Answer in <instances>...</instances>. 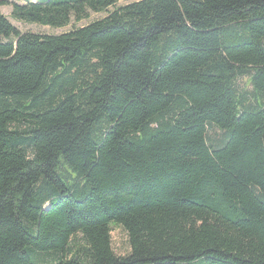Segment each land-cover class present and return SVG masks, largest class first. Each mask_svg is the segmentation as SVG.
I'll return each mask as SVG.
<instances>
[{"label": "trees", "instance_id": "1", "mask_svg": "<svg viewBox=\"0 0 264 264\" xmlns=\"http://www.w3.org/2000/svg\"><path fill=\"white\" fill-rule=\"evenodd\" d=\"M118 1L0 0L105 13L0 10V264H264V0Z\"/></svg>", "mask_w": 264, "mask_h": 264}, {"label": "rangeland", "instance_id": "2", "mask_svg": "<svg viewBox=\"0 0 264 264\" xmlns=\"http://www.w3.org/2000/svg\"><path fill=\"white\" fill-rule=\"evenodd\" d=\"M134 0H119L117 5H122L127 2H131ZM19 3H22L23 0H18ZM1 12L8 18V20L15 26L17 27L20 31L22 32H35V33H45V34H58L61 32L68 31L72 28L80 27L83 26L93 20H96L98 18H101L105 15L104 12L102 13H95V12H90L88 14V17L83 18L79 21H76L74 19H71L69 24L64 27L60 28H55V27H49V26H43L39 25L36 23H26V22H21V21H16L11 18L10 16V11H11V6L10 5H2L0 7ZM240 86L242 88L247 87V78L244 77L240 81ZM250 87H248L249 89ZM221 131L218 130L217 128H212L210 129V138L213 140L220 139L221 138ZM110 241H111V247L114 251V253L118 256H124L129 253V244L127 240V235L125 230L116 224H111V230H110Z\"/></svg>", "mask_w": 264, "mask_h": 264}]
</instances>
